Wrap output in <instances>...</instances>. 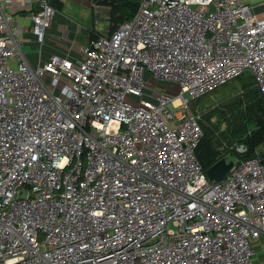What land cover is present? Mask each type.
Instances as JSON below:
<instances>
[{
  "label": "built area",
  "instance_id": "1",
  "mask_svg": "<svg viewBox=\"0 0 264 264\" xmlns=\"http://www.w3.org/2000/svg\"><path fill=\"white\" fill-rule=\"evenodd\" d=\"M136 2L33 66L18 16L42 46L58 9L0 0V264H264L263 158L210 180L192 109L247 71L264 96V0Z\"/></svg>",
  "mask_w": 264,
  "mask_h": 264
},
{
  "label": "crops",
  "instance_id": "2",
  "mask_svg": "<svg viewBox=\"0 0 264 264\" xmlns=\"http://www.w3.org/2000/svg\"><path fill=\"white\" fill-rule=\"evenodd\" d=\"M30 1L35 9L39 7L40 0ZM59 4L61 9H58L51 27L47 29L42 46L37 42L32 22L24 17L28 12L23 10L18 16L21 23H26V29L21 33L23 50L33 66L46 62L52 54L81 57L83 49L89 43L91 31L101 34L109 31L111 6L105 0H60ZM73 15L80 21L74 20ZM95 23L100 25V30L95 29ZM65 32L67 39L62 40Z\"/></svg>",
  "mask_w": 264,
  "mask_h": 264
},
{
  "label": "rangeland",
  "instance_id": "3",
  "mask_svg": "<svg viewBox=\"0 0 264 264\" xmlns=\"http://www.w3.org/2000/svg\"><path fill=\"white\" fill-rule=\"evenodd\" d=\"M262 0H250V2L253 5L258 4ZM106 3L109 4V6L113 7L114 1L112 0H105ZM263 9V8H261ZM111 12L110 11V17H109V27L108 30H111L116 27V19H111ZM74 20L80 21L75 15H73ZM260 18L264 17V10L259 14ZM120 23H118L119 25ZM117 25V26H118ZM95 29L100 30L101 27L98 23H95ZM103 31V30H101ZM104 32V31H103ZM152 86L159 87L160 89H163L169 93L171 96H176L179 94L180 91V84L179 83H168L165 81H160L157 79L151 80ZM249 92V97L251 96H260L261 93H259V89L254 83V80L252 78V73L250 71H247L240 79H235L226 85H222L218 87L217 89L207 93L201 99H199V103L196 102L194 106L192 105L193 110H197L202 112V114L205 115L206 112L209 110L213 111L216 109L214 114L207 119L203 115V123L208 125L210 128H212L215 131V134L220 138L221 144L218 147V151L221 155L225 154L226 152L235 151L237 147L243 146L247 152L249 151V144L247 143L248 139L253 138L256 131L258 130L257 124L247 121V117H242L235 119V116L231 115V112L228 110H225V108L220 105V103L227 98H232L236 96L237 94L244 95L245 92ZM262 96V95H261ZM250 102V101H248ZM245 107V106H244ZM239 114V112L236 113V115ZM241 116V115H239ZM247 122V123H246ZM244 127L243 130V136L242 138L237 139L233 134V128L237 127ZM245 152V153H246ZM264 152V143L256 146L254 148L253 154H260L262 156V153ZM244 154V153H243ZM261 259H264V254L260 255Z\"/></svg>",
  "mask_w": 264,
  "mask_h": 264
},
{
  "label": "trees",
  "instance_id": "4",
  "mask_svg": "<svg viewBox=\"0 0 264 264\" xmlns=\"http://www.w3.org/2000/svg\"><path fill=\"white\" fill-rule=\"evenodd\" d=\"M52 1L53 5L57 9H61L59 4L60 0H50ZM114 1L113 7H111V19H116L115 21L118 23H122L125 20H129L133 17V15L138 10V3L136 0H112ZM118 23L116 27L109 30L110 33L114 32L118 27ZM99 33H95L91 31L90 38H95ZM239 77L238 79H240ZM259 93L260 90H259ZM262 95V93H261ZM251 96L249 97V92H245L244 95L237 94L234 97L227 98L226 100L222 101L220 105H222L225 110L231 112L232 116H235V119L247 117V121H251L257 124L258 130L256 131L253 138H249L247 143L249 146V151L247 150L244 154H238V157L241 159H248L250 157L255 156L254 148L262 143H264V96ZM200 100L193 102V106L196 102L199 103ZM250 101V102H248ZM245 106V107H244ZM214 109L213 111H215ZM209 110L205 113V117L209 119L214 112ZM239 114L236 115V113ZM241 115V116H239ZM247 123V122H246ZM204 136L202 137L197 150L196 154L203 165L204 169H209L212 165H214L223 155L220 154L218 151V147L221 144L220 138L215 134V131L210 128L208 125L202 122ZM232 134L237 138H242L244 127H235L232 129ZM263 161H264V152L262 153Z\"/></svg>",
  "mask_w": 264,
  "mask_h": 264
},
{
  "label": "water",
  "instance_id": "5",
  "mask_svg": "<svg viewBox=\"0 0 264 264\" xmlns=\"http://www.w3.org/2000/svg\"><path fill=\"white\" fill-rule=\"evenodd\" d=\"M51 3H53L51 1ZM237 162V158L233 152L228 153L220 158L214 165L207 169V175L210 180L221 179Z\"/></svg>",
  "mask_w": 264,
  "mask_h": 264
}]
</instances>
